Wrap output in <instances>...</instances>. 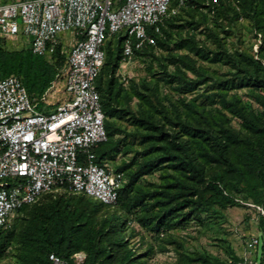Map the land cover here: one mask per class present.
Wrapping results in <instances>:
<instances>
[{
    "label": "trees",
    "instance_id": "obj_1",
    "mask_svg": "<svg viewBox=\"0 0 264 264\" xmlns=\"http://www.w3.org/2000/svg\"><path fill=\"white\" fill-rule=\"evenodd\" d=\"M193 5L208 8L211 12H217L229 20L237 18L238 15L247 16L251 19L253 28L264 35V0H187L181 6V10L185 6L189 8ZM179 13L164 19L161 24L162 35L155 36V45H145L135 50L133 56L156 48L171 51V49L187 47L189 51L195 52L204 59L231 63L236 71L241 73L235 82L232 80V83L237 86H248L251 96L262 110L257 112L247 108L237 97L226 99L225 85L205 97L220 102L224 109L239 119L241 127L247 133L233 128L229 123V117L224 113L215 116L211 114V117L207 115L213 121L203 118L196 124L191 123L181 117L178 106L173 104L170 110L161 108L158 111L172 125L163 129V125L156 119H151L147 111L136 112L126 105L120 106L119 96L123 88L117 82L116 71L122 57L123 36L119 33L108 39L105 44V60L95 81L105 115L107 140L97 144L94 151L98 158L112 162L124 140V138L114 139V136L117 133H124V136H138L139 143L144 145L145 154L140 161L131 159L114 168L117 172H124L126 176V182L120 188L114 204H104L83 193L61 191L56 192L58 194L56 200L38 204L44 196L52 193L49 192L43 194L35 203L20 208L17 213L36 206V210L41 209L40 212L44 217V220L36 225L38 251L34 258L35 264H50L47 257L49 252L70 259V256L77 251L85 253L84 264H132L134 255L130 249L125 248L126 241L119 234V231H122L119 227L121 223L119 215L111 217L99 215L101 210L104 211L111 206L119 207L125 212L137 211L142 207L144 212L138 216L139 221L142 225L157 231L163 226L180 225L182 219L186 218L191 210L181 212L179 218L174 221L172 219L178 211L190 205L208 207L210 202L222 205L233 202L230 196L233 191L242 193L244 198L249 199L253 204L264 207V95L254 91L257 87L264 88V65L247 52H239L233 56L225 51L204 49L190 36L180 38L175 46L170 47L167 40L170 38L171 29L185 27L194 29L198 25L192 17L177 23ZM208 34L214 41L219 40L215 32L209 30ZM3 41L4 39L0 38V78L9 74L19 76L30 96L36 97L42 94L53 79L56 66L65 64V54L61 51L60 45L53 55V60L49 61L43 56L33 54L29 45L6 50ZM170 53L168 60L176 65L175 71L164 70L166 78L169 81L176 80L179 89L192 91L202 83L203 79L202 77L196 80L186 78L181 65L196 71L197 76H202V72L194 66L192 58L187 54ZM260 55L264 58V52ZM134 94L152 104L150 97L152 93L146 94L135 88ZM37 108L41 111L50 109L47 106L42 107V103H38V100ZM122 115L131 117L137 128L134 133L121 130L116 125L114 120ZM172 127H177L178 130ZM183 134L192 138L196 153L191 144L180 140ZM197 156L221 165L222 170L205 176L203 165ZM163 167L173 171L171 180H166L160 187L153 189L144 188L138 183L143 175L155 168ZM160 175L162 178L166 177L164 174ZM66 194L70 199L62 206L59 199ZM193 196H196V199ZM66 206L69 207V212H66ZM13 235L11 228L2 232L0 254L10 243ZM114 250L119 255H116ZM241 261V258H237L233 264H239Z\"/></svg>",
    "mask_w": 264,
    "mask_h": 264
},
{
    "label": "built area",
    "instance_id": "obj_2",
    "mask_svg": "<svg viewBox=\"0 0 264 264\" xmlns=\"http://www.w3.org/2000/svg\"><path fill=\"white\" fill-rule=\"evenodd\" d=\"M186 1L0 0V38L25 37L33 54L52 61L58 45H65L62 34H69L63 98L54 108L39 110L19 76L0 78V235L20 208L45 193L68 191L116 202L122 173L94 151L107 140L95 83L106 41L123 36L125 61L135 50L155 45L164 19ZM258 243L252 237L246 248ZM47 257L50 264H84L86 255L77 251L66 259L49 252Z\"/></svg>",
    "mask_w": 264,
    "mask_h": 264
},
{
    "label": "rangeland",
    "instance_id": "obj_3",
    "mask_svg": "<svg viewBox=\"0 0 264 264\" xmlns=\"http://www.w3.org/2000/svg\"><path fill=\"white\" fill-rule=\"evenodd\" d=\"M179 19L177 23L183 20H192L198 23L196 28L171 29L170 38L167 44L172 47L177 44L182 37H192L197 45L210 51H225L235 56L239 52L252 54L264 65V58L260 53L264 52V35L253 28L249 17L238 15L237 18L229 20L217 12H211L208 8L201 6H190L181 10L178 8ZM176 12V13H177ZM209 30L215 32L218 41H214L208 34ZM65 45L61 48L65 54L68 49L69 34H62ZM68 39V40H67ZM28 45L25 37L4 39L3 46L6 50L22 48ZM170 52L191 57L194 66L202 76H197V72L181 65L184 76L188 79H199L202 77V83L198 84L192 91H183L178 88V82L169 81L166 78L165 71H175V65L168 60ZM172 53V54H173ZM65 64L56 66L54 77L50 84L45 88L42 94L37 95L38 103L42 107L54 108L62 98V84ZM105 70V68L103 69ZM241 73L224 61H211L204 59L195 52L189 51L187 47L171 49L156 48L142 54H136L125 61H120L116 79L123 88L119 96L120 106L126 105L130 109L138 112L147 111L151 119L162 124L163 129L171 127L162 113L158 112L161 108L170 110L171 104L178 106L180 115L191 123L211 117L226 114L230 119L233 128L247 133L241 127L239 119L222 107V104L216 99L205 97L211 92H217L220 87L227 86L225 91L226 99L239 98L242 104L255 111H261L262 107L251 96L248 86H237L232 80L240 76ZM205 78V79H204ZM145 85H144V84ZM220 84V85H219ZM135 88L146 94H150L152 104L143 101L134 94ZM264 95V88L257 87L254 90ZM126 96V97H124ZM159 101V103H158ZM208 115V116H207ZM116 125L128 133H134L137 128L129 115H122L114 120ZM178 130L177 127H172ZM124 138L122 147L116 152L112 160L113 169L131 159L140 161L144 154V145L139 143L136 135L124 136V133H117L114 139ZM180 140H185L192 146V138L186 134L180 136ZM196 153V147H192ZM127 149V151H125ZM198 157V156H197ZM203 165L205 176H209L215 171H221L222 166L203 159L197 158ZM122 173L123 184L126 182L125 173ZM164 174L166 177H161ZM173 174L171 169L163 167L153 169L149 173L139 178L138 183L147 189L160 187L166 180H171ZM177 174V173H174ZM190 180V179H189ZM190 182V181H189ZM234 200L230 203L220 204L210 202L208 207L205 205H190L178 211L173 221L179 218L181 212L191 210L186 218L182 219L180 225L173 227L163 226L158 231L151 229L147 225H142L139 221L144 210L142 207L137 211H123L119 207L111 206L99 215L113 216L119 215L121 222L119 231L125 241V248L131 250L134 255L132 264H233L237 258L250 264H264V235H262V221H264V207L253 204L249 199L244 198L240 192L230 193ZM58 194L52 192L44 196L38 204L46 203L50 200H56ZM196 199V196H193ZM69 195L60 198L62 206L69 201ZM148 202H150L148 200ZM39 208V207H38ZM36 206L14 214L11 223V229L14 232L13 238L0 254V264H35L34 258L38 251L36 240L38 222L44 220L40 210ZM66 206V212H69ZM99 219V217L97 218ZM46 220V218H45ZM252 237H257L259 243L252 249L246 248V241ZM114 253L119 255V253Z\"/></svg>",
    "mask_w": 264,
    "mask_h": 264
}]
</instances>
